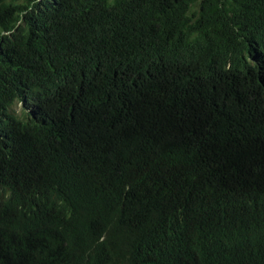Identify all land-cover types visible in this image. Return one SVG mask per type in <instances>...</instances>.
Masks as SVG:
<instances>
[{
	"label": "trees",
	"instance_id": "16d2710c",
	"mask_svg": "<svg viewBox=\"0 0 264 264\" xmlns=\"http://www.w3.org/2000/svg\"><path fill=\"white\" fill-rule=\"evenodd\" d=\"M0 264H264V0H0Z\"/></svg>",
	"mask_w": 264,
	"mask_h": 264
},
{
	"label": "rangeland",
	"instance_id": "374dc122",
	"mask_svg": "<svg viewBox=\"0 0 264 264\" xmlns=\"http://www.w3.org/2000/svg\"><path fill=\"white\" fill-rule=\"evenodd\" d=\"M18 108H20V106H18Z\"/></svg>",
	"mask_w": 264,
	"mask_h": 264
}]
</instances>
